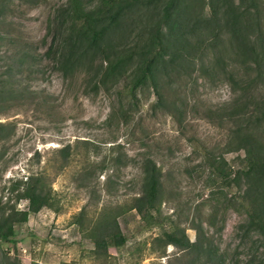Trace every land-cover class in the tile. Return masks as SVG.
Instances as JSON below:
<instances>
[{
  "label": "rangeland",
  "instance_id": "obj_1",
  "mask_svg": "<svg viewBox=\"0 0 264 264\" xmlns=\"http://www.w3.org/2000/svg\"><path fill=\"white\" fill-rule=\"evenodd\" d=\"M194 2L203 5V25L188 38L202 54L191 74L172 84L177 107L163 109L151 88L128 96L127 79L87 91L82 76L65 79L57 71L45 52L67 0H0V122L13 127L0 143V205L28 210L18 196L38 174L57 204L31 213L10 242L0 241V264H193L195 250L170 245L163 253L155 240L178 228L194 242L199 226L225 264H264L262 239L240 229L248 218L245 152L233 146L240 121L224 115L233 98L229 74L242 83L257 76L264 98V0ZM236 29L260 57L259 68L241 56ZM164 42L169 53L177 48L174 35ZM148 157L163 183L153 226L132 209ZM103 212L117 216L127 240L98 257L88 234Z\"/></svg>",
  "mask_w": 264,
  "mask_h": 264
},
{
  "label": "trees",
  "instance_id": "obj_2",
  "mask_svg": "<svg viewBox=\"0 0 264 264\" xmlns=\"http://www.w3.org/2000/svg\"><path fill=\"white\" fill-rule=\"evenodd\" d=\"M194 1L67 0L50 25L52 40L45 56L65 79L82 76L87 91L117 86L127 79L123 89L131 98L136 99L151 88L157 107L175 109L177 101L176 93L173 92L175 97H172V84L183 75H190L202 54L201 47L191 44L188 38L203 25L200 20L203 5ZM237 24L235 21L234 26ZM165 27L169 28L167 34ZM181 28L183 31L176 33ZM232 31V40L241 49L243 59L259 68L260 57L250 47L249 40L242 31ZM173 35L178 45L169 53L164 40ZM229 81L233 85V98L231 106L224 109V115L229 121H240L233 132V146L245 152L246 161L247 189L242 199L248 218L240 229L245 238L257 236L264 244V98L259 93L257 76L242 83L229 74ZM4 94L0 91V100ZM5 106L6 102H0L2 109ZM2 109L0 115H4ZM12 133L11 124L0 122V143L11 139ZM60 152L66 154V164L69 150L65 148ZM142 170V190L134 198L132 209L153 226L156 222H153L152 212L163 191L162 172L152 157L145 158ZM25 198L29 201L26 211L10 207L9 203L0 205V241L10 242L16 225L28 222L31 213L45 207L55 209L57 205L39 174L27 178L18 200ZM117 219L103 212L89 231L98 257H107L110 248L121 249L126 244ZM196 231L194 242H190L185 230L178 228L155 241L161 243L163 253L170 245L181 252L195 250L199 258L193 264H225L223 256L210 252L212 240L205 238L203 228L199 226ZM246 264H254V260Z\"/></svg>",
  "mask_w": 264,
  "mask_h": 264
}]
</instances>
